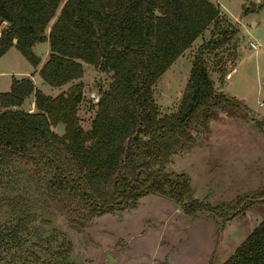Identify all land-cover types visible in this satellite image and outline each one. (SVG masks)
Listing matches in <instances>:
<instances>
[{"label":"trees","instance_id":"16d2710c","mask_svg":"<svg viewBox=\"0 0 264 264\" xmlns=\"http://www.w3.org/2000/svg\"><path fill=\"white\" fill-rule=\"evenodd\" d=\"M218 16L210 0H0V57L15 47L37 68L33 47L48 41L38 74L49 85L81 78L83 62L113 76L88 131L77 115L79 86L54 97L35 90L34 112L20 108L34 91L31 79L14 78L0 93V170L14 159L44 168L9 169L0 179V264H68L69 250L52 247L54 239L39 230L36 246L51 258L25 249L30 225L51 223L46 216L57 196L77 198L90 213L136 207L149 194L184 201L190 191L182 176L150 168L183 148L190 125L210 115L213 100L229 103L213 88L202 55L208 43L193 60L176 113L158 115L153 86ZM59 124L63 134L53 130ZM223 264H264V220Z\"/></svg>","mask_w":264,"mask_h":264},{"label":"rangeland","instance_id":"374dc122","mask_svg":"<svg viewBox=\"0 0 264 264\" xmlns=\"http://www.w3.org/2000/svg\"><path fill=\"white\" fill-rule=\"evenodd\" d=\"M210 1L219 9L217 19L153 86L158 115L176 113L193 60L208 43L202 55L213 88L229 103L213 100L210 115L190 125V140L183 148L163 165L150 168L174 179L182 176L188 196L178 203L164 195L149 194L139 198L136 207L105 213H90L77 198L57 196L46 216L51 223L34 221L30 225L32 240L25 249L51 258L36 246L39 230L44 239H54L52 247L69 250L68 264H223L264 220V0ZM250 41L258 44V49L251 48ZM33 49L41 67L50 53L49 42L37 43ZM31 69L16 48L1 56L0 93L10 91L14 78L31 79L34 91L20 108L34 112L35 90L54 97L68 95L79 86L82 99L77 115L82 128L90 130L112 73L83 62L81 78L53 87L37 70L31 73L34 78L25 76ZM53 130L63 134L64 126L59 124ZM19 167L33 173L44 169L41 163L14 159L1 168L0 179L9 169ZM83 215L87 217L79 220Z\"/></svg>","mask_w":264,"mask_h":264},{"label":"crops","instance_id":"0c3cea01","mask_svg":"<svg viewBox=\"0 0 264 264\" xmlns=\"http://www.w3.org/2000/svg\"><path fill=\"white\" fill-rule=\"evenodd\" d=\"M13 48H15V47L10 48L5 54H7L8 52H10ZM33 48H34V47H33ZM33 50H34V49H33ZM39 69H40V66L37 67V68H35V67L32 66L31 71H30L29 73H27V75H25V76H30L31 78H34V76H32L31 73H33L34 70H37V72H36V74H37V73L39 72ZM23 77H24V76H23ZM21 78H22V77H21Z\"/></svg>","mask_w":264,"mask_h":264},{"label":"built area","instance_id":"2783aa9c","mask_svg":"<svg viewBox=\"0 0 264 264\" xmlns=\"http://www.w3.org/2000/svg\"><path fill=\"white\" fill-rule=\"evenodd\" d=\"M249 46H250L251 48H253V49H258V47H259L258 44L254 43V42H252V41L249 42Z\"/></svg>","mask_w":264,"mask_h":264},{"label":"water","instance_id":"95a60500","mask_svg":"<svg viewBox=\"0 0 264 264\" xmlns=\"http://www.w3.org/2000/svg\"><path fill=\"white\" fill-rule=\"evenodd\" d=\"M14 42L16 43L17 42V39H14ZM99 101V100H98ZM195 127L200 131L202 130V128L198 125V124H195Z\"/></svg>","mask_w":264,"mask_h":264}]
</instances>
